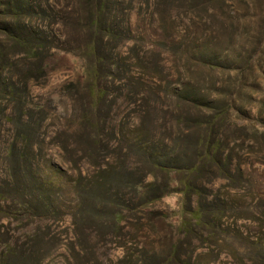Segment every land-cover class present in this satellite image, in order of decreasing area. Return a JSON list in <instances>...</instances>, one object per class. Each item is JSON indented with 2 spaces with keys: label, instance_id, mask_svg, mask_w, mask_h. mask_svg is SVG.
<instances>
[{
  "label": "rangeland",
  "instance_id": "374dc122",
  "mask_svg": "<svg viewBox=\"0 0 264 264\" xmlns=\"http://www.w3.org/2000/svg\"><path fill=\"white\" fill-rule=\"evenodd\" d=\"M16 5L47 49L1 65L0 264H264V0H105L97 62L83 0Z\"/></svg>",
  "mask_w": 264,
  "mask_h": 264
},
{
  "label": "trees",
  "instance_id": "16d2710c",
  "mask_svg": "<svg viewBox=\"0 0 264 264\" xmlns=\"http://www.w3.org/2000/svg\"><path fill=\"white\" fill-rule=\"evenodd\" d=\"M23 2L24 0H0V7H4L7 10H9L11 13L17 12L18 6L16 3ZM86 4V10H87V18L86 22L84 24L86 27L92 32V36L95 41H93L88 46V55L90 58L94 61H101L103 58H100L99 54L97 53L98 49V39L99 36L102 34H109L110 30L107 28V25L104 21V13H103V2L105 0H83ZM89 7V8H88ZM16 15V14H15ZM14 15V16H15ZM41 15V14H38ZM45 33L43 34L42 38H29L25 36L23 33H21L17 29L10 28L6 25L0 24V84H6L2 80V68L1 65L3 63L9 62L12 64L13 62H21L24 66V70L22 71V76H28L29 81L32 80H40L45 75V68L42 63V56L45 54V51L47 47L45 46ZM47 43V42H46ZM16 53H22L24 56L22 58H18L17 60ZM8 56V57H7ZM92 61V63H94ZM93 69L89 71V77H90V84H98L100 81V76L98 75V72L96 71V65H92ZM13 84V83H12ZM6 90V89H5ZM9 91V93L12 92L11 88H8L6 92ZM98 96H101L100 92ZM215 127V124H214ZM215 132V130H214ZM211 134L207 136H202L198 138V149L196 152L197 156V162H195L194 165H192L191 168L187 169L185 172L186 177L193 176L195 173L198 172V167L204 164L207 161L215 162V155L218 153H221L222 144L219 143L217 140H210ZM28 139V138H26ZM24 140V139H22ZM25 141V140H24ZM16 146V143L12 142L11 145H9V148H14ZM202 148V149H200ZM173 170L162 167L158 162H152V170L150 172V175L153 174H165V175H171ZM179 185H181L183 188L180 190L183 195L190 196L192 193V185L188 184L185 181V178L179 180ZM144 187L141 183L137 184V187L135 191L137 193L141 194L143 192ZM197 223H199L200 219L199 216H195L194 218ZM7 252V249H6ZM4 254H0V263L2 262V257Z\"/></svg>",
  "mask_w": 264,
  "mask_h": 264
}]
</instances>
